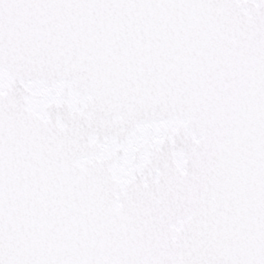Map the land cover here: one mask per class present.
<instances>
[{"label": "snow or ice", "instance_id": "6c2138e0", "mask_svg": "<svg viewBox=\"0 0 264 264\" xmlns=\"http://www.w3.org/2000/svg\"><path fill=\"white\" fill-rule=\"evenodd\" d=\"M0 264H264V0H0Z\"/></svg>", "mask_w": 264, "mask_h": 264}]
</instances>
